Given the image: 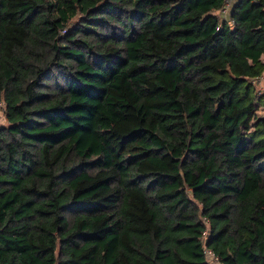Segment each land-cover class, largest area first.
Returning <instances> with one entry per match:
<instances>
[{"label":"trees","instance_id":"trees-1","mask_svg":"<svg viewBox=\"0 0 264 264\" xmlns=\"http://www.w3.org/2000/svg\"><path fill=\"white\" fill-rule=\"evenodd\" d=\"M224 3L0 0V264H264V0Z\"/></svg>","mask_w":264,"mask_h":264},{"label":"built area","instance_id":"built-area-1","mask_svg":"<svg viewBox=\"0 0 264 264\" xmlns=\"http://www.w3.org/2000/svg\"><path fill=\"white\" fill-rule=\"evenodd\" d=\"M232 1L233 0H225L224 7L220 10V12L227 14L226 16L224 15V18H228V12H229ZM229 22L231 23V20ZM254 80L255 82H259L261 84L260 87L263 88V89H260V88L257 89L258 92L264 94V75L263 73L259 77L255 78ZM203 251H204L206 259L208 260L210 264H214L215 261H218L217 257L214 255V253L210 249H207L205 247Z\"/></svg>","mask_w":264,"mask_h":264},{"label":"rangeland","instance_id":"rangeland-1","mask_svg":"<svg viewBox=\"0 0 264 264\" xmlns=\"http://www.w3.org/2000/svg\"><path fill=\"white\" fill-rule=\"evenodd\" d=\"M224 15L226 16V13H220V16L222 18H224ZM212 64L214 65V67L221 69V67H226L228 70L231 69L230 63H229V59H220V60H215L212 61ZM257 80V79H256ZM256 84V88L257 89H263L261 86V84L259 82H255ZM264 98V97H263ZM260 108V107H259ZM260 111L262 112L263 110L260 109ZM264 112L258 114L255 112L256 115H262ZM5 123V115H4V108L2 106H0V124ZM214 264H220L219 261H215Z\"/></svg>","mask_w":264,"mask_h":264},{"label":"crops","instance_id":"crops-1","mask_svg":"<svg viewBox=\"0 0 264 264\" xmlns=\"http://www.w3.org/2000/svg\"><path fill=\"white\" fill-rule=\"evenodd\" d=\"M217 13H218L219 16H220V13H221L220 10H217ZM262 59L264 60V56H262ZM263 75H264V72H263ZM259 107H260V108H259ZM260 109L263 110L262 112H264V98H263L262 101L258 104L257 109H256V113H258V114L262 113V112L260 111ZM262 115H264V113H263Z\"/></svg>","mask_w":264,"mask_h":264}]
</instances>
